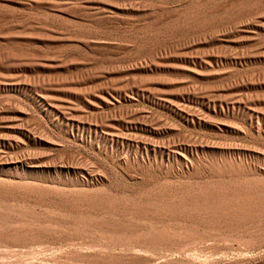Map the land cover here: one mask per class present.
Returning a JSON list of instances; mask_svg holds the SVG:
<instances>
[{
    "label": "rangeland",
    "instance_id": "1",
    "mask_svg": "<svg viewBox=\"0 0 264 264\" xmlns=\"http://www.w3.org/2000/svg\"><path fill=\"white\" fill-rule=\"evenodd\" d=\"M214 187L255 210L133 214ZM29 229L0 264H264V0H0V237Z\"/></svg>",
    "mask_w": 264,
    "mask_h": 264
},
{
    "label": "bare ground",
    "instance_id": "2",
    "mask_svg": "<svg viewBox=\"0 0 264 264\" xmlns=\"http://www.w3.org/2000/svg\"><path fill=\"white\" fill-rule=\"evenodd\" d=\"M249 191H251V188L247 191H243L239 187H214L197 192L162 191L154 193L146 198V204L135 205L134 208H132L134 212L130 210L133 214L147 217H156L160 212L170 216H179L183 214L198 216L208 215L210 213H226L234 204L237 209L232 212L241 215L255 210V208H251L252 206L245 202L247 201L245 200L247 196L249 197ZM109 208L113 209L112 205ZM116 230H113V232H117ZM6 237L7 238L0 237V247L2 245H9L10 242L29 243L33 240L41 239L39 234L31 229L9 232Z\"/></svg>",
    "mask_w": 264,
    "mask_h": 264
}]
</instances>
